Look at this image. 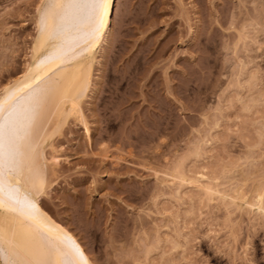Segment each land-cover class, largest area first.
Wrapping results in <instances>:
<instances>
[{
	"label": "rangeland",
	"instance_id": "obj_1",
	"mask_svg": "<svg viewBox=\"0 0 264 264\" xmlns=\"http://www.w3.org/2000/svg\"><path fill=\"white\" fill-rule=\"evenodd\" d=\"M45 2L0 0V94L33 61ZM111 25L84 122L46 148L42 206L94 264H264V216L173 180L264 190V0H117Z\"/></svg>",
	"mask_w": 264,
	"mask_h": 264
},
{
	"label": "bare ground",
	"instance_id": "obj_2",
	"mask_svg": "<svg viewBox=\"0 0 264 264\" xmlns=\"http://www.w3.org/2000/svg\"><path fill=\"white\" fill-rule=\"evenodd\" d=\"M116 2L100 0L91 14L89 0H46L39 12L33 61L0 94L2 264H94L78 237L44 209L41 197L47 186L44 167L60 159L56 152L48 158L50 141L68 118L84 122L82 102L96 55L111 32ZM175 174L173 180L200 191L206 203L219 200L234 206L240 201L264 216L263 189L250 202L241 189L240 195L233 190L236 194L230 196L204 174L195 179Z\"/></svg>",
	"mask_w": 264,
	"mask_h": 264
}]
</instances>
